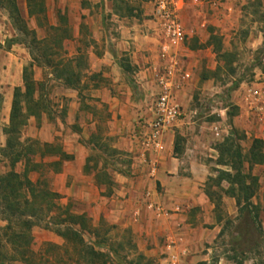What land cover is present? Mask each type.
<instances>
[{"label":"rangeland","instance_id":"1","mask_svg":"<svg viewBox=\"0 0 264 264\" xmlns=\"http://www.w3.org/2000/svg\"><path fill=\"white\" fill-rule=\"evenodd\" d=\"M126 1L133 8V15H117L112 0V12L105 11L104 0L96 3L89 0H43L44 10L29 17L26 1L16 0L20 15L24 18L21 23L15 22L9 10L0 2L1 52L18 44L29 55L22 68V83L13 87L9 111L2 110L1 88L4 84L0 82V177L6 178L10 172L22 174L25 164L39 161L49 163L52 158L47 153L42 158L37 153L45 148L42 145L45 141L39 135H46L62 150L67 142L84 145L83 173L86 178L97 187L100 196L118 195L119 182L116 178L118 174L125 178L129 175L130 178L134 161L127 151L113 147L119 136L110 133L112 111H109V105L93 96L102 79L90 72L89 59L91 52H101V43L112 48V34L116 33L115 29L121 21L133 23L144 18L153 19L157 0ZM183 1L179 17L188 36L178 55L191 70V77L179 91L177 100L185 110L183 130L200 135L204 144L197 146L192 135L187 136V143L186 136L180 134V128H173V147L176 140L178 153L175 154L174 150L172 153L179 157L185 144L199 150L202 161L208 167L209 174L201 188L204 193L206 190L213 196L212 199L207 196L213 204V223L205 222L199 208L190 209L185 223L191 222L197 226L193 232L195 237L189 243L193 258L180 264H218L220 257L235 264H264V233L256 230L248 211H240L233 197L231 206L223 201L225 194L221 189L228 186L227 181L223 180L220 185L214 181L217 169H226L216 164L218 154L215 145L230 134L235 117L238 124L234 129L242 152L247 154L254 138L262 139L264 150V100L253 95L254 91L264 92V0H200L198 4L192 0ZM84 10H89V14ZM119 11L125 13L124 9ZM93 23H101L105 30L95 35L89 29ZM211 35L216 38L212 40ZM218 40L221 43L219 52L212 44ZM154 54V61L146 62L144 67L149 69V80H154V71L159 65L156 52ZM115 59L118 60V57ZM9 69L10 66L7 70V65L0 63V81L7 75L6 72L12 75ZM129 72V79L124 78V82L133 91L131 97L142 100L147 107L146 112H149L154 97V81L151 86L143 84L147 82V75L133 78L132 71ZM69 78L72 85L67 83ZM238 79L240 82L234 86V81ZM15 87L20 90V109L11 123ZM27 88L29 94L25 95ZM73 88L79 90L77 98L71 95ZM76 99L80 102V109L73 112ZM145 117L138 120L139 126L134 131L141 130ZM215 122L227 131L221 139L214 138L211 132V125ZM16 155L20 159L14 162ZM68 155L73 157L72 154ZM56 157L59 159L56 172L52 171L51 166H39L27 175L33 183L38 181L34 186L35 192L39 189L54 191L56 197L46 196L43 199L42 192L31 194L23 185L16 200L10 199L13 205L19 203L20 214L16 218L8 216L7 202L0 199V264H61L65 256L64 245L75 255V249L79 246L72 243L71 247L69 244L67 247L58 234V230L63 231L68 225L69 216L83 222L85 230L92 227L98 229L97 234H90L91 241L103 240L104 244L97 246V249L110 252L111 259L107 264H173L169 254L167 259L162 245L166 248L167 243L172 241L175 249L184 248L182 245H187V242L177 236L180 235L178 229L173 232L175 236L166 242L157 230L141 235L132 224L124 225L102 213L95 220L85 201L66 197L63 192L55 190L64 183L69 184V181L60 180L57 175L67 158ZM26 158L32 159V162L26 163ZM243 170H250L257 177L255 194L250 202L256 205L254 210H257L264 230V162L251 166L246 162ZM21 179L24 177L21 176ZM156 188L160 191L159 186ZM218 197L220 199L215 208V198ZM49 203L55 207L51 206L53 204L48 206ZM159 203L164 207L161 201ZM164 209L168 214L186 212L177 204ZM217 224L220 226L218 232L213 231ZM85 236L88 237L87 234ZM239 236L240 241L237 240ZM115 250L118 256L113 254ZM137 253L143 254L150 263L136 259ZM179 261L180 258L175 264H179Z\"/></svg>","mask_w":264,"mask_h":264},{"label":"crops","instance_id":"2","mask_svg":"<svg viewBox=\"0 0 264 264\" xmlns=\"http://www.w3.org/2000/svg\"><path fill=\"white\" fill-rule=\"evenodd\" d=\"M89 1L96 3L99 0ZM104 1L105 11L112 12L111 0ZM84 12L89 14L90 11L84 10ZM89 29L95 35L105 30L101 23H93L89 26ZM115 32L111 38V49L101 43V52H91L89 69L91 73L101 76L102 82L95 88L93 96L98 97L101 102L107 103L109 111H112L111 120H109V123H111L110 133L119 136L113 147L125 150L130 154L131 159L134 161L131 176L128 178V175L125 178L118 174L116 178V181L119 182L117 196H100L97 187L83 173L85 165L84 145L79 142L77 144L67 142L63 146V151L72 154L73 157L64 160L63 168L57 175H59L60 180L69 181V184L64 183L63 186L61 185L55 190L63 192L67 195L66 197L72 196L85 201L86 207L93 212L92 216L95 220H98L102 213L108 218H116L118 222L124 225L132 224L135 229L139 230L141 235L157 230L161 234L160 236L165 237L167 242L175 236L173 232L178 229L177 233L180 235L177 236L187 242V245H182L185 254L180 256V264L182 261L185 262V260L193 258V256H190L189 243H192L195 237L193 232L196 231L197 226L191 222L185 223L190 209L199 208L200 213L205 217V222L213 223V213L211 212L213 204L201 188L209 174L208 167L202 161L199 150H194L188 144H185V148L182 149L183 152L179 157L173 156L175 136L173 130H168L164 134V150L156 156L157 172L154 177L149 176L148 167L140 157L141 150L133 138V132L134 128L139 126L138 120L147 116L150 109L149 112H146L145 103L131 97L133 91L124 82V78L129 79L128 77L131 74L129 71H132L133 75L131 76L133 78L134 76L138 78L147 75V82H143V84L152 85L153 79H148L150 76L149 69H144V67L146 62H152L155 58L154 52H156L157 47L155 24L153 19L149 18L133 23H122L121 21ZM14 50L17 51L14 52ZM116 56L118 60L115 59ZM28 59V53L18 44L5 51L1 52L0 50V63L6 64L7 70L9 66L12 70V75L6 72L7 75L0 81L4 84L1 88L3 91V111H9L10 109L13 87L22 83V68ZM72 91L71 95L77 98L79 90L73 88ZM79 106L80 102L76 99L73 112L79 110ZM236 119L237 117L233 119V127L238 124ZM183 124L178 128H180V134L186 136L187 143L189 142L187 136L192 135L197 146L200 143L204 144L200 135H194L183 130ZM187 128L191 129L190 126ZM45 129H47L46 126ZM39 137L47 143H52V139L49 141L46 135H39ZM209 149L215 151L214 148ZM49 157L52 160L58 159L56 156ZM158 186L160 191L156 188ZM145 189L151 191L155 200L161 201L164 207L171 208L177 204L182 206V209H186V212L157 215L153 210H148L143 195ZM222 199L228 203V206H231L234 202L232 197L226 195ZM219 230L220 226L218 224L213 227V231L218 232ZM155 237L154 234V241H156ZM162 250L166 252L168 259L170 252L165 247L163 248V245ZM147 252L151 253L152 251ZM222 262L223 264H235L225 257L219 258L218 264H222Z\"/></svg>","mask_w":264,"mask_h":264},{"label":"trees","instance_id":"3","mask_svg":"<svg viewBox=\"0 0 264 264\" xmlns=\"http://www.w3.org/2000/svg\"><path fill=\"white\" fill-rule=\"evenodd\" d=\"M26 6H27V13L28 16L35 15L37 12H42L44 10L43 8V0H25ZM2 6L6 7L9 12L11 18L17 22L21 23L24 21V18L20 15V12L18 10V7L16 5V0H0ZM113 3V10L114 12L119 16H125V15H133V8L127 4L126 0H112ZM121 4H124L122 6ZM120 9H124V12H120ZM212 40L216 38L214 35H211L210 37ZM212 42L213 46H215V50L217 52L221 49V43L220 41ZM224 54V53H223ZM25 77V78H24ZM23 80L26 81V76L23 74ZM240 82V79L235 80L233 85L236 86ZM67 83L72 85V80L69 78L67 79ZM28 87V85H27ZM19 88L15 87L13 92V100H12V107L10 112V118L11 123L14 122V119L16 118L18 111L20 109L19 107ZM29 89L27 88L26 94L28 95ZM0 104H1V95H0ZM230 114V113H229ZM45 148L42 151H38L37 153L42 158L43 156L47 155L49 156H59L63 158H71L70 155L66 154L61 147L54 145L53 143H43L42 144ZM215 149L217 151V159L216 164L220 166L226 167V169H217V175L215 178V182L217 185H220L223 180L227 181L228 186L223 190L224 194L233 197L239 205L240 211L247 210L248 214L250 215V218L256 228V230L259 233H264V230L262 229L259 219H258V212L257 210H254L256 208V205H252L250 202L251 197L255 194V189L257 186V177L252 175L249 171H244V164L247 162L249 166L253 164H260L264 162V150H263V141L259 138H254L252 140L251 146L247 152V154H244L242 152V148L240 143L238 142V137L236 135V131L234 127H232L231 132L228 136L224 137L222 141L218 142L215 145ZM173 150L175 154H177V143L175 140V144L173 147ZM30 152H33L32 150ZM20 157L19 155H16L13 159L14 162L19 161ZM25 162L29 164V162H32V159L26 158ZM59 164V159L51 160L49 163L47 162H41L38 163L33 162L30 165L24 166L22 174L10 172L6 178L0 177V199L7 202L8 206V216L10 218H16L20 211L18 209L19 203L16 205H13L12 201L10 199L16 200V196L20 195L19 189L24 185L27 186L30 193H41L42 192V198L48 196H57V193L54 191H47L39 189L35 192L34 186L38 183H33L28 177V172L38 169L39 166L42 167H53L52 171L56 172L58 170L57 165ZM21 176L24 177V179H21ZM211 177H209L210 179ZM4 181V183H3ZM205 193L207 196H209L210 199L213 198L212 194L209 191L205 190ZM38 195V194H36ZM220 197L215 198V208L218 206ZM53 203H49L48 206H50ZM52 207H55V205H51ZM252 208H251V207ZM250 207V208H249ZM24 224L28 225V221H23ZM59 222V221H58ZM68 225H66L65 229L63 231L58 230V234L62 236V238L65 241V244L68 247V244L75 243L79 247L78 249H75V255L71 251L68 250V248H65L64 245V254L63 258L61 259V264H79V262H83L84 264H107L109 260L111 259V255L107 253L106 251L97 249V246H102L104 244L103 240L101 238L99 240L91 241L90 234H97L98 229L95 227L88 228V230H85V225L83 222H78L74 219H72V216H69L68 218ZM111 227H114L113 225ZM88 235L86 237L85 235ZM240 234V233H239ZM19 236H17V239ZM240 239V236L237 237V240ZM26 243H28V239L25 240ZM240 243V242H239ZM71 247V245H70ZM113 254L118 256L117 251H113ZM136 259H144L147 263H150L149 259H147L143 254L137 253ZM59 261V259H57Z\"/></svg>","mask_w":264,"mask_h":264},{"label":"built area","instance_id":"4","mask_svg":"<svg viewBox=\"0 0 264 264\" xmlns=\"http://www.w3.org/2000/svg\"><path fill=\"white\" fill-rule=\"evenodd\" d=\"M198 4L200 0H192ZM184 6L183 0H157L153 17L156 31V57L159 65L154 71V97L149 115L142 119L141 130L133 132V138L140 148V157L148 167V174L154 177L158 164L156 156L164 150V134L179 127L185 117V110L177 100L179 91L191 77V70L179 57L188 32L185 29L179 11ZM155 69V68H154ZM255 98L264 100V92L254 91ZM261 95V96H260ZM211 132L216 139L223 138L227 131L213 123ZM264 175V170L262 171ZM145 205L157 215L168 214L167 210L154 199L151 191L144 194ZM178 210V209H177ZM174 243H167L169 260L175 264L184 249H175Z\"/></svg>","mask_w":264,"mask_h":264}]
</instances>
